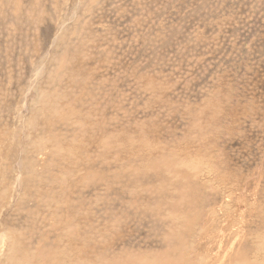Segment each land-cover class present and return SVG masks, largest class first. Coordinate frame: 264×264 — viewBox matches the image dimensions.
Wrapping results in <instances>:
<instances>
[{
	"label": "rangeland",
	"instance_id": "rangeland-1",
	"mask_svg": "<svg viewBox=\"0 0 264 264\" xmlns=\"http://www.w3.org/2000/svg\"><path fill=\"white\" fill-rule=\"evenodd\" d=\"M164 261L264 264V0H0V264Z\"/></svg>",
	"mask_w": 264,
	"mask_h": 264
},
{
	"label": "bare ground",
	"instance_id": "bare-ground-1",
	"mask_svg": "<svg viewBox=\"0 0 264 264\" xmlns=\"http://www.w3.org/2000/svg\"><path fill=\"white\" fill-rule=\"evenodd\" d=\"M166 183V182H165ZM167 184V183H166ZM186 184V183H185ZM181 194H183V193H181ZM178 199V198H177ZM161 200V199H160ZM174 202V201H173ZM178 209H179V207H178ZM174 210H176L175 208H174ZM175 216H177V215H175ZM165 218V217H164ZM170 235V234H169ZM171 236V235H170ZM209 251V250H208ZM47 254V253H46ZM56 255V254H55ZM40 260V259H39ZM54 260H56V259H54ZM58 260V259H57ZM126 260V259H125ZM129 260V259H128ZM38 262V261H37ZM41 262V261H40ZM129 262H130V260H129ZM168 261H164L163 263H167ZM48 263V262H47ZM40 264V263H39ZM42 264V263H41ZM53 264V263H52ZM54 264H56V262L54 263ZM128 264V263H127Z\"/></svg>",
	"mask_w": 264,
	"mask_h": 264
}]
</instances>
